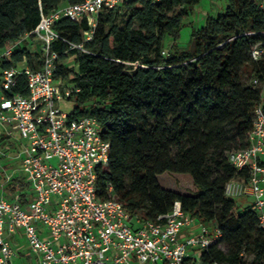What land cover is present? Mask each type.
I'll return each instance as SVG.
<instances>
[{"label":"trees","instance_id":"16d2710c","mask_svg":"<svg viewBox=\"0 0 264 264\" xmlns=\"http://www.w3.org/2000/svg\"><path fill=\"white\" fill-rule=\"evenodd\" d=\"M79 1L0 0V49L12 48L0 57V94L3 70L42 67L43 41L33 33L41 11ZM200 1L128 0L98 14L91 39L86 17L60 18L54 29L66 40L52 42L59 53L54 77L73 90L71 116L96 117L111 143L109 165L98 169L102 198L114 196L152 220L179 200L187 214L222 230L219 241L201 251V264H264L257 212L240 210L225 195L226 183L241 177L229 152L248 145L262 101V87L244 84L242 72L264 83V58L251 55L257 43L264 45V11L255 0H228L224 13L193 27V48L185 49L181 31ZM28 92V77L18 73L8 94ZM7 138L0 135V147ZM0 180L2 194L27 208L28 176L21 171Z\"/></svg>","mask_w":264,"mask_h":264},{"label":"built area","instance_id":"2783aa9c","mask_svg":"<svg viewBox=\"0 0 264 264\" xmlns=\"http://www.w3.org/2000/svg\"><path fill=\"white\" fill-rule=\"evenodd\" d=\"M128 0H81L54 11H41L33 33L43 41L42 67L8 68L1 75L0 134L20 144L21 171L32 185L27 208L18 200L0 197V264H13L15 249L7 238L23 230L33 251L40 254L36 264H201L191 250H206L222 237V230L187 214L181 201L156 220L129 212L116 197L98 194V169L109 165L111 143L103 138L99 120L91 115L71 116L59 103L67 101L73 90L55 79L59 53L52 42L63 38L54 29L62 17H86L91 39L101 11L121 6ZM158 2L160 0H152ZM264 11V0H255ZM72 47L87 51L82 44ZM12 48L2 52L8 56ZM256 61L264 58V45L251 50ZM25 73L28 94L12 93L15 77ZM254 83H258L254 79ZM248 145L229 152L228 159L241 173L225 185L229 198L248 196V206L258 214L264 228V100L255 108ZM12 174L6 176L10 180ZM38 222L41 224L38 225ZM184 228L194 229L185 238ZM48 234L41 236V231ZM210 264H228L213 261Z\"/></svg>","mask_w":264,"mask_h":264},{"label":"rangeland","instance_id":"374dc122","mask_svg":"<svg viewBox=\"0 0 264 264\" xmlns=\"http://www.w3.org/2000/svg\"><path fill=\"white\" fill-rule=\"evenodd\" d=\"M215 1L216 0H201L198 4H196L193 7V11L191 12L189 18L185 20V26L181 31V38L178 41V43L181 47H183L185 49H192L193 48V44L190 41L191 32L193 30V27H201L199 25H201L202 20L205 16L210 15L213 17H217L218 15L225 12L226 3H225V6L224 5L222 6V8H220V7L217 8V6L214 4ZM223 1L226 2V0H223ZM213 8H215V10H213ZM125 12H126L125 9L123 7H120V15H124ZM0 50L2 51V49H0ZM2 52L0 53V55L2 54ZM63 62L70 63V62H72V58H69V59L65 58L63 60ZM135 65L137 66L138 64L136 63ZM1 71H2V68L0 66V73H1ZM254 79L255 78L248 75V73L246 71L242 72V82L244 84H246V85L255 84ZM256 85H260L262 87V96H263V100H264V83L259 84V82H258V83H256ZM59 106L62 109H64L65 111L70 112L73 109L74 102L71 100H67L65 102L59 103ZM14 150L15 149H13L12 151L8 150L9 153L7 154V151L4 148L0 147V173L1 172L5 173L7 170L11 171L13 169L12 167L7 169L10 165V162H11L10 157H15L14 155L20 154L19 151L15 152ZM17 162H19V161H17ZM17 172H21L20 168ZM162 179L163 178H161V181H162ZM181 181L182 182H179V185L184 187V185L186 184L187 181L185 182L184 179H182ZM231 199L234 200L238 204L240 210L247 208L254 201L253 197H248V196L232 197ZM201 251H202L201 249L197 250L199 255H200ZM22 252H24L26 255H29V256L34 255V252L27 245L24 246V248L22 249ZM134 264H136V263H134ZM138 264H145V263L138 261Z\"/></svg>","mask_w":264,"mask_h":264},{"label":"crops","instance_id":"0c3cea01","mask_svg":"<svg viewBox=\"0 0 264 264\" xmlns=\"http://www.w3.org/2000/svg\"><path fill=\"white\" fill-rule=\"evenodd\" d=\"M227 2H228V0H226V2H224L223 0H216L214 2V4L217 6V8H219V7L222 8L223 5L225 6V3L227 6ZM213 10H215V8H213ZM207 16H209V15H207ZM207 16H205L203 18L202 23L199 26H202L204 24ZM1 52L2 51L0 50V53ZM0 135H2V134H0ZM3 136H5V135H3ZM2 148H4L7 151V154L9 153L8 150L12 151L13 149H15L14 150L15 152L19 151V153H20V144L13 139L7 138L6 142H5V147H2ZM14 156L15 157H10L11 162H10L9 167L7 168V169H9L10 167H12L13 169L11 171L7 170L5 173L1 172L2 174L0 173V178H1V175L7 176L9 174H12V176H13L14 174L17 173L19 168L21 170L22 156L20 154L14 155ZM17 161H19V162H17ZM6 181H7V179H6ZM2 186H3V181L0 180V197H4V198L9 199L8 197H6L2 194V188H3ZM31 188H32V185H31ZM31 193H32V189H31ZM38 225L41 226V224L39 222H38ZM193 232H194V229L192 230L190 228H184L180 232V237L185 238L187 235H189ZM40 234L43 238L48 237L47 232H45L43 230L41 231ZM7 238L9 239V241L11 242L12 246L15 249V256H14V263L13 264H36L38 262V260L40 258V254L32 250V248L30 247V245L27 242V239H26V236H25L23 230H18L13 234H7ZM25 245H27L34 252V255L29 256V255H26L24 252H22V249L24 248ZM191 254L199 255V253L196 250H191ZM134 263L138 264V260H136L134 257H132L131 258V264H134ZM145 264H155V263L150 262V263H145ZM156 264H163V263L157 262Z\"/></svg>","mask_w":264,"mask_h":264}]
</instances>
